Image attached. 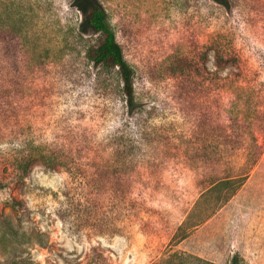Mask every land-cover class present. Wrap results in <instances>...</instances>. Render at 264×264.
Returning a JSON list of instances; mask_svg holds the SVG:
<instances>
[{"label": "rangeland", "instance_id": "obj_1", "mask_svg": "<svg viewBox=\"0 0 264 264\" xmlns=\"http://www.w3.org/2000/svg\"><path fill=\"white\" fill-rule=\"evenodd\" d=\"M0 264H264V0H0Z\"/></svg>", "mask_w": 264, "mask_h": 264}, {"label": "trees", "instance_id": "obj_2", "mask_svg": "<svg viewBox=\"0 0 264 264\" xmlns=\"http://www.w3.org/2000/svg\"><path fill=\"white\" fill-rule=\"evenodd\" d=\"M84 20L82 27H88L96 34L95 41L86 49L85 56L92 64L101 69L117 68L121 78V94L131 106L133 102V72L130 66L125 62L122 49L115 40L114 33L106 21L104 11L99 7H89L84 10ZM228 62L237 64L238 58L234 55H226L221 52L215 53V63L218 66L224 65ZM238 153H234L232 158H235ZM260 151L254 149L249 158L251 161L248 163L244 171H234L235 175H228L224 180H232V178L245 177L246 173L251 170L256 163ZM63 169L68 170L67 166L60 165ZM238 173V174H237ZM242 175V176H241Z\"/></svg>", "mask_w": 264, "mask_h": 264}]
</instances>
